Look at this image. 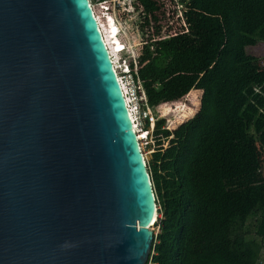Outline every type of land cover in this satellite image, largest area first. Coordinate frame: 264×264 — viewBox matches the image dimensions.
Returning <instances> with one entry per match:
<instances>
[{
  "label": "water",
  "instance_id": "water-1",
  "mask_svg": "<svg viewBox=\"0 0 264 264\" xmlns=\"http://www.w3.org/2000/svg\"><path fill=\"white\" fill-rule=\"evenodd\" d=\"M140 146L90 0H0V264H146Z\"/></svg>",
  "mask_w": 264,
  "mask_h": 264
},
{
  "label": "trees",
  "instance_id": "trees-1",
  "mask_svg": "<svg viewBox=\"0 0 264 264\" xmlns=\"http://www.w3.org/2000/svg\"><path fill=\"white\" fill-rule=\"evenodd\" d=\"M130 4L149 107L201 91L172 131L156 121L147 168L160 217L146 264H264V57L248 52L264 43V0Z\"/></svg>",
  "mask_w": 264,
  "mask_h": 264
},
{
  "label": "rangeland",
  "instance_id": "rangeland-1",
  "mask_svg": "<svg viewBox=\"0 0 264 264\" xmlns=\"http://www.w3.org/2000/svg\"><path fill=\"white\" fill-rule=\"evenodd\" d=\"M91 4L93 11L99 20V24L108 49H110L109 53L111 56V46L115 49L114 51L118 49L114 41V37H116V40L123 46V50L117 56H125L131 62L133 60L134 62H138V57L141 54L140 52L143 42L141 41V36L136 29V26L139 25L141 17L138 14V11H136L131 6L130 0H118L114 3L109 2L107 3L109 9L106 11L98 1L91 0ZM169 8L171 9V6H169ZM170 17H172L171 21H174V17L171 15V13ZM109 22L113 24H109ZM173 26L180 27L177 24H173ZM176 29L177 28H175V30ZM248 52L262 59L264 57V43H257L254 46H250L248 48ZM117 56L115 55L114 58ZM121 63L122 64L119 66L123 65V62ZM200 95V90H194L182 100L161 104L154 110L150 108L149 110L154 116V122L148 124L149 129L145 128L147 124L143 120L142 112H140V116L134 115L137 126L136 129L138 131L137 135L140 139L139 141L142 152L145 157H147L146 164H148V161L151 159L152 153L156 151V144L153 137L156 121L161 118L165 119V126L172 131L178 124L191 117L199 109ZM145 129L148 130L149 134L147 135V138L141 139L139 134ZM167 144L168 141L166 140L164 142V146H167ZM158 207L159 206L157 204V209ZM156 217L157 219L160 217V213L158 211ZM151 229L153 230L154 234L158 233L159 227L157 226L156 222L151 226Z\"/></svg>",
  "mask_w": 264,
  "mask_h": 264
},
{
  "label": "built area",
  "instance_id": "built-area-1",
  "mask_svg": "<svg viewBox=\"0 0 264 264\" xmlns=\"http://www.w3.org/2000/svg\"><path fill=\"white\" fill-rule=\"evenodd\" d=\"M96 1L101 3V5L103 6V8L106 11L109 9L107 3H109V2L114 3L118 0H96ZM90 3H91V0H90ZM91 6H92V4H91ZM107 40H108V37H107ZM108 42H109V40H108ZM114 50L115 49L111 46V53H112L113 59L115 61V66L117 67V72H116L117 79L119 81L122 92L125 91V93L123 92V96L125 98V101L128 100L126 102V105L128 104L127 105L129 107L128 111L131 112V114L133 116V121H134V122L132 121L133 126L136 129L137 126H136V120L134 118V115L140 116L141 115L140 112H142L143 120L147 124L145 126V128L149 129L148 124H150L151 122H154V116L152 115L151 111L149 110L150 107H149L148 102H147L146 92H145L143 83H142L141 79L139 78V76L137 75L138 63H137V61L134 62V60L131 62L125 56H123V57L117 56L123 50V46L121 44H120L119 51L118 50L114 51ZM109 51H110V49H109ZM115 55L117 57L114 58ZM122 58H124V60H122ZM123 61H124V63H126V66L124 69L125 72L121 71V68L119 66L120 63ZM136 132H138V131H136ZM148 134H149L148 130L145 129V130H142V132L139 135L142 139V138H147ZM156 216H155V220L152 222V225L155 223V221L157 219Z\"/></svg>",
  "mask_w": 264,
  "mask_h": 264
},
{
  "label": "bare ground",
  "instance_id": "bare-ground-1",
  "mask_svg": "<svg viewBox=\"0 0 264 264\" xmlns=\"http://www.w3.org/2000/svg\"><path fill=\"white\" fill-rule=\"evenodd\" d=\"M94 15H95V17H96V20H97V22H98V26H99V29H100V31H101V35H102V37H103V40H104V42H105V45H106V47H107V50H108V52H109V49H108V46H107V43H106V41H105V38H104V35H103V32H102V30H101V27H100V24H99V21H98V18H97V16H96V14L94 13ZM109 55H110V58H111V60H112V63L114 64V61H113V59H112V56H111V54L109 53ZM120 64H122V63H120ZM113 67H114V69H115V72H117V69H116V67H115V64L113 65ZM120 68H121V71H123V72H125L124 71V69H125V66L124 65H121L120 66ZM124 93H125V91H123ZM128 100H126V102H127ZM128 105V104H127ZM128 107V106H127ZM128 110H129V107H128ZM130 113V117H131V120L133 121V116H132V114H131V112H129ZM134 122V121H133ZM135 131H137L136 129H135ZM137 133V132H136ZM141 147V146H140ZM157 212V211H156ZM157 215V213L155 214V216ZM155 220V217H154V219H153V221ZM152 221V222H153ZM152 226V225H151Z\"/></svg>",
  "mask_w": 264,
  "mask_h": 264
}]
</instances>
